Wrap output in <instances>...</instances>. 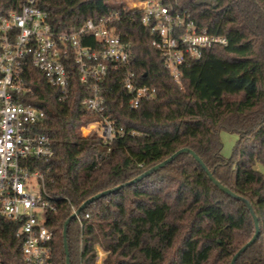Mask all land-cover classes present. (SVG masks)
I'll list each match as a JSON object with an SVG mask.
<instances>
[{"label": "trees", "instance_id": "trees-1", "mask_svg": "<svg viewBox=\"0 0 264 264\" xmlns=\"http://www.w3.org/2000/svg\"><path fill=\"white\" fill-rule=\"evenodd\" d=\"M22 0H0V15ZM201 28L224 35L227 43L189 60L176 82L152 45L153 35L139 18L118 28L130 43V68L141 83L156 88L137 109L121 76L113 74L105 115L128 131L105 142L82 128L100 116L88 112L89 96L78 68L72 96L59 100L55 86L36 68L27 73L33 93L24 98L45 110L39 130L49 135L55 154L46 164L45 186L55 211L47 214L53 231L54 264H66V221L91 196L123 184L89 203L67 227L71 264H230L255 234L246 204L219 189L191 154L133 184L178 149H193L214 176L245 198L259 220L260 234L235 264H264V0H175ZM52 26L68 30L88 18L118 8L115 0H41ZM238 135L232 154H222L220 134ZM20 225L0 217V263L26 264ZM103 254L102 261L99 257Z\"/></svg>", "mask_w": 264, "mask_h": 264}, {"label": "built area", "instance_id": "built-area-1", "mask_svg": "<svg viewBox=\"0 0 264 264\" xmlns=\"http://www.w3.org/2000/svg\"><path fill=\"white\" fill-rule=\"evenodd\" d=\"M40 1L22 0L0 15V217L20 225L17 236L26 264H54L47 214L56 210L42 168L55 151L49 135L39 130L45 110L24 99L33 93L28 71H40L57 88L59 100L66 101L72 96V72L78 68L89 93L82 106L100 116L82 132L87 130L86 136L97 132L111 142L138 134L105 115L113 74L122 75L130 108L137 109L156 95V88L141 83L130 68V43L118 28L123 19L139 18L149 28L152 45L179 83L189 60L227 43L224 35L198 26L175 0H127L107 14L62 31L52 26ZM76 210L73 207V213ZM76 217L80 220L79 214Z\"/></svg>", "mask_w": 264, "mask_h": 264}, {"label": "water", "instance_id": "water-1", "mask_svg": "<svg viewBox=\"0 0 264 264\" xmlns=\"http://www.w3.org/2000/svg\"><path fill=\"white\" fill-rule=\"evenodd\" d=\"M182 153H189L192 155V157L198 162L200 163V165L203 167V169L205 170V172L207 173V175L209 176L210 180L219 188L221 189L223 192H225L226 194H228L229 196L242 200L248 210L250 211L253 220H254V224H255V234L253 235V237L246 243L244 244L233 256V258L231 259L230 264H235L237 262V260L239 259V257L251 246L253 245L259 234H260V226H259V220L258 217L256 216L251 204L243 197L237 195L235 192H233L230 188L226 187L224 184H222L213 174V172L207 167V165L203 162V160L201 159V157L191 148H187V147H183L178 149L176 152H174L171 156H169L168 158L164 159L163 161L157 163L156 165H154L153 167L149 168L148 170H146L145 172H143L142 174H140L139 176L127 181V184H133L137 181H140L141 179L151 175L152 173H154L155 171H158L159 169L165 167L168 163L172 162L175 158H177L180 154ZM123 186V184H120L118 186H116L113 189H107V190H103L97 194H95L94 196H91L90 198H88L81 206L80 208H78L76 210L75 213H73L71 215V217L66 221L65 226H64V230H63V238H64V252L66 254V264H71V258H70V252H69V246H68V241H67V227L68 225L71 223L72 219H74L76 217V215L80 214V212L91 202H93L94 200L103 197L105 195H107L108 193H111L113 190L119 189Z\"/></svg>", "mask_w": 264, "mask_h": 264}, {"label": "rangeland", "instance_id": "rangeland-1", "mask_svg": "<svg viewBox=\"0 0 264 264\" xmlns=\"http://www.w3.org/2000/svg\"><path fill=\"white\" fill-rule=\"evenodd\" d=\"M115 1L120 5L121 3L126 2L127 0H115ZM84 133L87 134L88 133L87 130L83 131V134ZM220 137L223 142L222 154L225 157H229L232 154L234 147L237 143L238 135L235 133L228 132V131H222L220 134ZM255 169L261 171L264 174V164L259 163V162L256 163ZM102 257H103V254H101L99 257V263L102 261Z\"/></svg>", "mask_w": 264, "mask_h": 264}]
</instances>
